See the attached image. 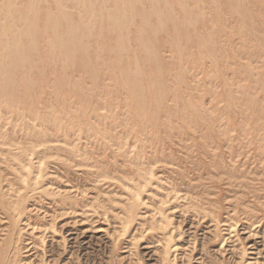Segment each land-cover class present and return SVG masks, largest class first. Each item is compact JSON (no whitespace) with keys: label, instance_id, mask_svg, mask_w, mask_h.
Returning <instances> with one entry per match:
<instances>
[{"label":"bare ground","instance_id":"obj_1","mask_svg":"<svg viewBox=\"0 0 264 264\" xmlns=\"http://www.w3.org/2000/svg\"><path fill=\"white\" fill-rule=\"evenodd\" d=\"M58 1L29 0V6L21 12L17 10V2L7 0L10 6L8 18H14L16 12H21L25 21L13 24L6 19L0 20V28L6 33V36L0 34V117L3 116L10 126L23 121L20 128L0 131V264H79V261L83 264L96 248L105 246L110 247V253L125 249L122 252L124 256L117 255L123 259L137 252L139 246L136 241L144 236L147 243L155 242L156 245L139 254L158 252L156 262L170 264L176 259L189 258L194 248L186 250L188 246L184 247V244L169 246L168 243L191 233L194 246L198 231L202 238L216 242L214 245L219 242L218 252H227L231 263L234 259V264H264V192L259 196L256 191H250L257 200V206L246 210L240 220L230 205L222 215L218 212L222 207H217L215 200L205 197H213L217 193L216 184H221V180L216 182L209 178L206 186L201 182V176L190 178L192 188L204 190L196 193L197 202L191 216H183L181 213L185 212V205L190 203L191 197L188 192L176 188L173 178L165 174L182 175L169 155L158 154L157 147L152 146L151 151L141 155L139 151L144 149V144L140 140L130 144V151L117 143L87 141L92 134L104 135L106 132L98 129L90 133L73 129V124L69 128L63 124L66 115H73L77 123H86L80 106L84 94L82 82L63 75L53 86L43 88L39 85L46 81L52 69L67 74L78 68L89 77L96 75L97 68L90 65L89 54L92 52L94 58L101 60L102 54L109 52L112 59L106 65L111 67V77L122 84L123 92L128 90L131 93L129 107L136 122L130 123L129 131L138 137L146 130L143 123L138 122L141 119L148 120L156 129L158 125L151 121L155 117L151 113L145 114L139 93L160 78V72L148 73L140 60L159 61L155 51L157 41L166 48L174 47L182 52L193 37L204 49L203 54L216 60L213 40L199 31L202 28L200 19L205 18L203 7L214 4L215 0H195L197 7L183 0H174V5L168 4L169 0H101L98 5L91 4L89 0H78L76 3L54 5ZM75 5L79 6L76 12L72 11ZM96 17L100 19L99 24H83L82 18ZM139 20L140 23H136ZM40 24H45L46 30L34 29ZM129 32L135 34L133 41L126 36ZM16 37L18 41L14 40ZM93 38L100 45L89 51L87 45ZM38 50L43 52L38 54ZM126 56L131 59H124ZM66 92L76 96L78 101L65 102ZM43 93L45 99H40ZM44 102H51L54 106L41 116ZM71 104L78 107L74 113L67 110ZM95 124L102 122L96 120ZM68 171L89 175L94 189L122 190L120 197L112 200L120 204L118 211L111 206H97L95 196L77 201L85 189L64 175ZM46 175L52 179L64 177L65 185L54 189L39 186ZM49 184L52 185L51 182ZM149 184H155L150 188L160 195L153 205L147 200L152 197V192L146 189ZM222 185L226 191L247 187L242 179L233 176ZM142 193L146 198H141ZM43 195L54 196L50 203L59 206L61 212L73 211L79 217L62 225L66 234L60 239H54L58 236L51 225L52 220L46 224L32 221L25 211L28 197L34 198L32 209H40ZM179 201L187 203L164 209L165 204ZM144 203L145 207L141 208L145 210L138 212ZM41 213L46 216L49 212L43 210ZM47 216L49 219L57 217L54 213ZM172 217H177L176 224L167 230ZM94 219L103 222L111 219V226L93 227L88 224L84 228ZM122 242L125 243L123 248ZM198 259L203 260L202 256ZM139 261L140 258L135 259L136 263Z\"/></svg>","mask_w":264,"mask_h":264},{"label":"rangeland","instance_id":"obj_2","mask_svg":"<svg viewBox=\"0 0 264 264\" xmlns=\"http://www.w3.org/2000/svg\"><path fill=\"white\" fill-rule=\"evenodd\" d=\"M183 1L197 7L195 0ZM240 1L215 0L214 4H206V7H203L205 18L200 19L202 28H199V31L202 35L213 40L214 51L218 57L216 60L203 54L204 49L199 46L198 39L194 37L186 44L182 52L175 50L174 47H164L161 41L151 40L152 43L155 42L156 57L159 61L150 63L140 60V64L142 66L144 64L143 67L148 73L158 70L160 78L153 81L152 87L141 89L139 93L141 98L139 99L143 102L145 114L151 113L155 117V120L151 121L158 127L152 128L153 126L148 120H138L146 128L138 137L129 131L130 123L135 121H133L132 109L129 107L131 93L128 90L123 92L122 84L111 77V67L106 65V62L112 59L109 52L102 54L101 60L94 58L92 52L89 54L90 65L97 68L96 75L89 77L85 72H80L78 68H73L67 74L52 69L46 81L39 84L43 88H47L55 85L58 77L64 76L70 80L82 82L84 94L80 106L86 123H77L73 115H66L63 124L67 128L73 124V129L90 133L98 129H100L99 132H106L104 135L92 134L87 141L117 143L125 145L130 151V144L140 140L144 144V149L139 151L141 155L151 151L150 146L157 147L158 154L169 155L176 163L177 170L181 169L182 175L176 177L170 172L165 174L168 178H173L176 188L182 192H188L191 197L190 203L185 205L187 206L185 212L181 213L183 216H191L197 202L196 193H201L204 190L203 188H192L190 178L201 176V182L206 186L210 181L209 178L216 182L221 180V184H216L217 193L213 197H205L215 200L217 207H222L218 209L219 214L222 215L226 211V206L230 205L240 220L246 210L250 211L254 206H257V200L250 191H256L259 196H262L264 192V156L262 155L264 152V0ZM13 2H17V10L21 12L29 6V0H13ZM76 2L78 0H59L54 5ZM89 2L98 5L102 1L89 0ZM168 4L174 5V0H169ZM78 9L79 6L75 5V9L72 11L76 12ZM9 10L10 6L7 0H0V20L6 19L13 24L25 21L21 12H16L14 18H8ZM82 21L84 25H95L99 24L100 19L98 17L82 18ZM136 23L139 24L140 20ZM46 28L45 24H40L34 29L46 30ZM0 34L6 36L2 28H0ZM96 35L99 36V32ZM126 36L129 41H133L135 34L129 32ZM14 40L18 41V38L16 37ZM97 41V39H91L87 49L89 51L96 50L100 45ZM42 52V50H38V54ZM124 59L130 60L131 58L126 56ZM177 76H179L178 79ZM64 96L67 103L78 101L76 96H70L68 92ZM39 97L45 99V94L43 93ZM53 106L51 102H44L40 109L41 116L44 112L50 111ZM67 110L74 113L78 107L71 104ZM96 120H101L102 124H95ZM6 121L3 116L0 117V131H9L8 129L11 127L20 128L23 122L16 121V124L19 125L10 126L5 123ZM115 147L113 146V148ZM64 175L84 187L85 193L77 201L81 202L95 196L97 206H111L117 209L115 211H118L120 204L112 200H116V196L120 197L122 190L94 189L91 186L89 175L81 172L68 171ZM231 176L242 179L247 187L235 191L223 190L222 184ZM48 177L46 175L39 186H48L50 189H54L55 187L62 188V185H65L64 177L56 179ZM258 182H262V184ZM154 185L149 184V187L146 188L152 192L151 199H147L151 205L160 196L150 188ZM158 190L161 192L160 189ZM242 192L244 193L242 194ZM143 195L144 193L141 198H146ZM53 197L43 195L41 198L43 206L39 207L40 209H32L34 198L28 197L25 211L32 221L36 220L46 224L52 220L51 225L59 237L54 239H60L66 234L64 232L66 228H62V225L79 217L73 211L61 212L62 209L59 206H52L50 199L52 200ZM227 199H230L231 202L226 203ZM183 203L187 202L165 204L164 209L173 205H183ZM141 207H145V203L139 206L138 212L145 210ZM76 209L78 208L76 207ZM43 210L49 212L48 214L54 213L57 217L49 219L48 214L42 216ZM176 218L172 217L170 222L167 221L169 222L167 230L176 224ZM93 221L88 222L84 228H87L88 224L93 227H106L107 224L110 227L109 223L112 222L111 219L105 221L106 223L102 220L97 221V219ZM198 232L197 235L195 234L194 246L191 244L193 243L191 242L193 241L191 233L189 235L185 233L168 243L169 246L184 244V247L188 246L186 250L194 248L193 251L190 250V259L187 257L181 260L176 259L170 264H181L187 260L186 264H234V259L231 263L227 252H218L219 242L214 245L216 242L206 240L207 237L202 238L200 231ZM145 237L137 239L136 244L139 246L136 248L137 252H133L128 258L119 259L117 257V255L124 256L125 254L122 252L125 249L110 253V247L105 246L96 248L91 253L89 260L83 264H160L156 262L157 256H159L158 252L154 254L148 252L143 256L139 254L140 251L146 252L156 245L155 242L147 243ZM120 238L123 241L124 235ZM124 241L126 242V240ZM121 245L123 248L125 243L122 242ZM199 256H202L203 260L200 261ZM139 258L140 261L136 263L135 259ZM79 264H81L80 261Z\"/></svg>","mask_w":264,"mask_h":264}]
</instances>
